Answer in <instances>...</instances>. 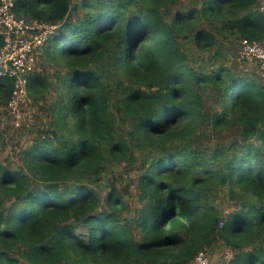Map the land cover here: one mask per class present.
I'll list each match as a JSON object with an SVG mask.
<instances>
[{
	"label": "trees",
	"instance_id": "1",
	"mask_svg": "<svg viewBox=\"0 0 264 264\" xmlns=\"http://www.w3.org/2000/svg\"><path fill=\"white\" fill-rule=\"evenodd\" d=\"M179 1H14L57 26L41 47L57 69L28 79L33 100L54 88L46 129L18 164L0 160V264H188L217 241L230 264H264V83L231 61L236 41H264V14ZM12 89L0 79V106ZM125 160L141 168L134 215L101 181Z\"/></svg>",
	"mask_w": 264,
	"mask_h": 264
},
{
	"label": "rangeland",
	"instance_id": "2",
	"mask_svg": "<svg viewBox=\"0 0 264 264\" xmlns=\"http://www.w3.org/2000/svg\"><path fill=\"white\" fill-rule=\"evenodd\" d=\"M186 1L188 0H180L179 2L181 5H185ZM77 2L78 0H73L72 3L76 4ZM84 12V9L79 8L77 11L71 12V15L74 18H77L82 16ZM218 39L219 42H223L224 40L221 37H218ZM224 43L226 46L230 45L231 40L225 39ZM42 45L37 48V65L34 72L42 73L49 79H53V73H55L57 67H54L51 63L43 58L41 48ZM233 48L235 50L231 61L234 63L237 70L242 71L243 66H239L240 61L237 59L239 41L233 43ZM212 50L213 48L211 51ZM188 54L197 62H207L211 55L210 52L198 50L192 45L188 46ZM243 64L244 67L249 69V73L255 75L252 73L256 72L257 70V65L254 61L245 63L243 62ZM53 89L54 88H51L49 90L47 99L36 101L30 98L28 103L22 107V117H20L18 125L15 124L16 119H14L13 115L7 111L6 107L0 106V160L12 163L13 165L18 164L20 161L21 151L31 144L33 139L46 129V126L49 122L47 104L50 102L51 97L54 96ZM215 140L216 137L211 136V139L206 144L211 145ZM110 167L111 168L103 175L101 181L108 182L111 185H115L117 187L125 203L128 205V209L125 211V214L134 215L136 213L137 207L140 205L135 187L137 177L141 172L140 164L137 160L133 162H128L125 160L113 162ZM104 194L105 190L102 189L101 195L103 196ZM215 204H217V206L223 211L230 209V202L226 197V190L221 189V191L218 192L216 195ZM225 215L227 214H224V216ZM248 249H250V247H248ZM203 251L215 263H225L230 257H225L227 251L231 252V258L234 254L232 249L224 245L221 241H217L211 247H207ZM188 264H191V262Z\"/></svg>",
	"mask_w": 264,
	"mask_h": 264
},
{
	"label": "built area",
	"instance_id": "3",
	"mask_svg": "<svg viewBox=\"0 0 264 264\" xmlns=\"http://www.w3.org/2000/svg\"><path fill=\"white\" fill-rule=\"evenodd\" d=\"M15 0H0V79L12 78L13 89L6 103V109L19 124L22 117V107L30 100L28 79L37 65V48L44 44L52 35L56 25L38 21L28 15H19L14 10ZM258 9L264 14V0H258ZM239 66L246 72L243 62L254 61L257 65V74L264 83V41L239 40ZM231 209L224 211L228 214ZM223 219L219 225H222ZM227 251L225 257L230 256L225 263H215L209 256L200 250L191 264H230L231 255Z\"/></svg>",
	"mask_w": 264,
	"mask_h": 264
}]
</instances>
